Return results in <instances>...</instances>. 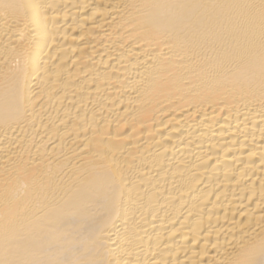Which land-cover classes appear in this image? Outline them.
Masks as SVG:
<instances>
[{
    "label": "bare ground",
    "instance_id": "6f19581e",
    "mask_svg": "<svg viewBox=\"0 0 264 264\" xmlns=\"http://www.w3.org/2000/svg\"><path fill=\"white\" fill-rule=\"evenodd\" d=\"M0 264H264V0H0Z\"/></svg>",
    "mask_w": 264,
    "mask_h": 264
}]
</instances>
